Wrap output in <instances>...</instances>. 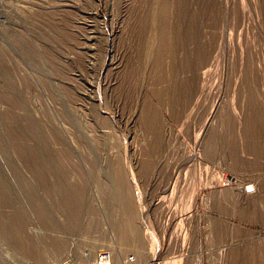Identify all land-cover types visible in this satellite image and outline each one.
Instances as JSON below:
<instances>
[{
  "label": "rangeland",
  "instance_id": "374dc122",
  "mask_svg": "<svg viewBox=\"0 0 264 264\" xmlns=\"http://www.w3.org/2000/svg\"><path fill=\"white\" fill-rule=\"evenodd\" d=\"M2 180L0 264H264V0H0Z\"/></svg>",
  "mask_w": 264,
  "mask_h": 264
},
{
  "label": "bare ground",
  "instance_id": "6f19581e",
  "mask_svg": "<svg viewBox=\"0 0 264 264\" xmlns=\"http://www.w3.org/2000/svg\"><path fill=\"white\" fill-rule=\"evenodd\" d=\"M97 1H99V0H97ZM100 1H101V0H100ZM166 3H167V2H166ZM220 3H221V2H220ZM225 4H226V2H225ZM226 7H227V6H226ZM167 9H168V8H167ZM222 11H223V9H222ZM171 13H172V12H171ZM164 20H165V19H164ZM166 22H167V21H166ZM163 23H164V21H163ZM163 23H162V24H163ZM144 25H145V24H144ZM159 27H160V25H159ZM162 27H163V26H161V28H162ZM162 30H163V32L160 34L159 37H160V39H162V41L164 42V41L167 39V36H168V35L166 34L167 30H166V32H164V31H165L164 28H162L161 31H162ZM132 31H133V30H132ZM159 31H160V30H159ZM185 31H186V30H185ZM140 32H141V31H140ZM152 32H153V31H152ZM150 33H151V32H150ZM115 34H116V32H115ZM115 34H114V35H115ZM151 34H152V33H151ZM114 35H113V36H114ZM132 35H133V34H132ZM146 36H147V35H146ZM169 36H170V35H169ZM223 36L225 37V35H223ZM140 37H141V36H140ZM146 38H147V37H146ZM223 39H225V38H223ZM168 41H169V40H168ZM168 41H167V42H168ZM225 41H226V40H225ZM137 43H138V42H137ZM170 43H172V42H170ZM170 43H169V44H170ZM222 43H223V42H222ZM165 44H166V41H165ZM224 45H225V44H224ZM224 45H223V46H224ZM135 46H136V45H135ZM220 46H221V45H220ZM223 46H221L222 48L220 47V48L222 49L221 54H222V52L224 51V50H223ZM139 49H140V48H139ZM119 63H121V62H119ZM118 65H119V64H117L116 60L114 61V60L112 59V60L107 64V67H108V68L111 67L112 69H117V68L120 67V66H118ZM120 65H121V64H120ZM136 79H137V78H136ZM133 83H134V82H133ZM189 84H190V83H189ZM137 100H138V99H137ZM205 123H206V121H205ZM205 123H204V124H205ZM209 123H211V122H209ZM204 124H203V126H204ZM203 126H202V130H203ZM210 126H211V125H210ZM204 127H206V125H205ZM202 130H201V131H202ZM203 131H204V130H203ZM205 133H206V132H205ZM200 136H201V135H200ZM203 137H204V136H203ZM40 154H41V153H40ZM41 160H42V159H41ZM47 162H48V161H47ZM48 166H49V165H48ZM55 169H56V168H55ZM230 177H231V178H234L233 176H230ZM2 182H3V180H2ZM2 182L0 183V187H1L2 190H5V188H4V182H3V183H2ZM56 184H57V183H56ZM59 184H60V183H59ZM61 184H63V183H61ZM67 185H68V184H67ZM64 186H65V185H64ZM2 187H3V188H2ZM52 187H53V185H52ZM57 187H58V186H57ZM59 187H60V186H59ZM1 189H0V191H2ZM54 189H55V188H54ZM58 190H59V189H58ZM2 193H3V191L1 192V194H2ZM3 194H5V193H3ZM116 194H117V193H116ZM114 195H115V194H114ZM0 196H1V195H0ZM73 196H74V195H73ZM2 197H3V196H2ZM6 198H8V197H6ZM29 198H30V197H29ZM120 198H121V197H120ZM31 199H32V198H31ZM36 199H38V198H36ZM69 199H70V198H69ZM4 200H5V198H4ZM17 200H19V199H17ZM39 200H40V199H39ZM40 201H41V200H40ZM40 201H39V202H40ZM6 202H7V201H6ZM17 202H18V201H17ZM35 202H37V201L35 200ZM35 202H34V203H35ZM45 202H46V201H45ZM1 203H2V202H1ZM4 203H5V202H4ZM26 203H27V202H26ZM62 203H63V202H62ZM37 204H38V202H37ZM68 204H69V203H68ZM121 204H122V203H121ZM10 205H11V204H10ZM24 205H25V204H24ZM31 205H32V204H31ZM46 205H47V204H46ZM64 205H65V204H64ZM71 205H72V204H71ZM126 205H127V204H126ZM126 205H125V206H126ZM27 206H30V205H27ZM33 206H34V204H33ZM37 206H38V205H37ZM39 207H41V208H45L44 205L42 204V202L40 203ZM17 208H18V207H17ZM27 209H28V208H27ZM34 209H35V208H34ZM42 210H43V209H42ZM47 210H48V209H47ZM40 211H41V210H40ZM43 211H44V210H43ZM43 211H42V212H43ZM42 212H41V213H42ZM44 212L48 214L47 211H44ZM66 212H67V211H66ZM71 212H72V211H70V213H71ZM77 212H78V211H77ZM36 213H37V212H36ZM82 213H83V212H82ZM42 214H44V213H42ZM77 214H78V213H77ZM79 214H80V213H79ZM126 214H127V213H126ZM28 215H29V214H28ZM34 215H35V214H34ZM70 215H71V214H70ZM127 215H128V214H127ZM39 217H40V216H39ZM70 217H71V216H70ZM41 220H42V218H41ZM59 220H60V219H59ZM26 221H27V219H26ZM54 221H55V220H54ZM78 221H79V220H78ZM147 221H148V220H147ZM15 222H16V221H15ZM61 223H62V222H61ZM152 223H153V222H152ZM45 224H46V223H45ZM54 224H55V223H54ZM56 224H57V223H56ZM75 224H76V223H75ZM51 225H52V224H51ZM71 225H72V224H71ZM58 226H59V225H58ZM67 226H68V225H67ZM65 227H66V226H65ZM6 228H7V227H6ZM148 228H149V227H148ZM7 229H9V228H7ZM75 229H76V228H75ZM19 230H20V229H19ZM73 230H74V229H73ZM149 230H150V229H149ZM49 231H50V230H49ZM51 231H52V230H51ZM62 231H64V228H63ZM150 231H151V230H150ZM70 232H71V231H70ZM62 233H63V232H62ZM8 234H10V233H8ZM70 234H71V233H70ZM48 235H49V234H48ZM29 237H30V236H29ZM62 237H63V235H62ZM61 239H62V238H61ZM19 240H20V239H19ZM51 240H53V239H51ZM262 240H263V238H262ZM152 243H153V242H152ZM58 244H59V243H58ZM60 245H61V244H60ZM95 245H96V244H95ZM31 248H32V247H31ZM152 248H153V247H152ZM33 249H34V248H33ZM34 252H35V251H34ZM42 252H43V251H42ZM42 252H41V253H42ZM59 252H60V251L55 252V253L53 252V257H57L58 254H59ZM35 253H36V252H35ZM38 253H39V252H38ZM42 255H43V254H42ZM88 256H89V254H87V255H83V254H81V260H82L83 262H85V264H90V263H89V258H90V257L88 258ZM40 258H41V257H40ZM151 262H152V261H151ZM62 263H63V262H62Z\"/></svg>",
  "mask_w": 264,
  "mask_h": 264
},
{
  "label": "built area",
  "instance_id": "2783aa9c",
  "mask_svg": "<svg viewBox=\"0 0 264 264\" xmlns=\"http://www.w3.org/2000/svg\"><path fill=\"white\" fill-rule=\"evenodd\" d=\"M112 263V255L107 251H101L98 253L95 264H111ZM67 264H70L68 262Z\"/></svg>",
  "mask_w": 264,
  "mask_h": 264
}]
</instances>
